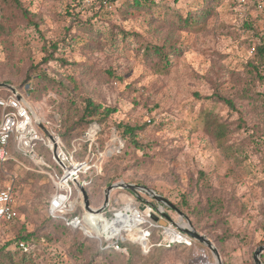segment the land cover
I'll return each mask as SVG.
<instances>
[{"label": "rangeland", "instance_id": "rangeland-1", "mask_svg": "<svg viewBox=\"0 0 264 264\" xmlns=\"http://www.w3.org/2000/svg\"><path fill=\"white\" fill-rule=\"evenodd\" d=\"M131 1L19 0L31 23L17 11L11 22L1 21L0 13L8 32L0 33V83L36 87L26 101L46 127L47 121L57 131L74 125L86 100L100 105L102 115L104 108L114 109L101 122V133L93 124L99 148L88 145L81 159V179L102 177L93 203L102 205L104 190L117 182L145 187L172 203L185 196L195 210L213 203L214 210L200 218L204 229L193 228L212 241L222 264H253V252L264 245V78L252 85L262 102L238 98L247 81L250 49L264 36V14L254 8L264 0H214L201 32L175 27L177 15L195 12L203 0H150L151 14L143 8L126 10ZM146 43L166 48L165 69L163 60L143 54ZM48 55L52 60L45 62ZM258 70L264 75V58ZM214 92L233 100L243 128H237V111L205 99ZM209 118L228 127L226 138L215 141L208 134ZM118 125L140 126L135 133L141 148L132 147ZM85 129L76 128L73 140L88 142ZM73 140L64 147L76 162ZM36 168L0 169V188L12 191L18 212L0 232V246L11 242L6 249L13 264H145L140 246L128 239L121 244L136 252L132 258L102 256L83 229L62 232L44 225L51 189ZM31 172L41 177L32 179ZM122 194L129 192L112 191L111 201ZM166 212L178 223L177 215ZM147 225L140 227L148 228L150 240L162 242V227ZM26 234H32L33 242L31 252L23 255L14 240ZM218 238L224 239L221 244ZM203 247L195 254L181 248L155 250L150 264H215ZM0 263L7 260L0 258Z\"/></svg>", "mask_w": 264, "mask_h": 264}, {"label": "trees", "instance_id": "trees-1", "mask_svg": "<svg viewBox=\"0 0 264 264\" xmlns=\"http://www.w3.org/2000/svg\"><path fill=\"white\" fill-rule=\"evenodd\" d=\"M213 1L214 0H203V4L201 7L197 8V10L195 12L188 13L185 17H181V16L177 15L176 16V17H178L177 22H176L177 26L175 28L178 30H189V31H193V32H201L202 29L204 28L205 22L208 19H210L212 16L213 8H212V6L209 5V3H212ZM259 1H262V0H259ZM259 3H261V4H259ZM259 3L256 4V2H255L254 8H255V11L261 15V14H264V2H259ZM153 5H154V3H152V1H150V0H132L131 4L127 3L125 5V9L126 10H139L140 8H143L146 11H148L149 14H151V12L153 13V11H151V9L153 8ZM258 5H261V7L258 8ZM15 11L20 12V14L24 17V20H26V22L29 21L31 23V20L29 19L30 13L27 12L21 6L19 0H0V13H2L1 14V21H10L11 22L12 21L11 18H12L13 13ZM246 27H250L249 22L246 24ZM253 29H256V28H253ZM6 31H7L6 26L3 24V22H0V33L1 34L8 33ZM121 33H123V31H121ZM124 37H126V35H124ZM54 49H55V46H54ZM250 52H251L252 58H251V61L248 63V66H246V67H249V69H247L248 71H247V75H246L248 82L246 80H243L242 83L244 84V89L240 91L238 100L243 101V100L252 99V100H257V101L262 102V99H261L262 97L259 94H257L256 92L252 91V85L255 84V81L260 82L264 78V75H261L260 71L258 70V66L261 64V62L264 58V36L259 37L257 44L251 47ZM143 54L147 58H150V59H154V57H155V58H157L156 60H158L159 62L163 60L164 64L162 65V68L163 69L166 68V62L168 59V51L166 50V48L164 46L156 45V44H152V43H146L145 46L143 47ZM50 60H52V55H48L44 61L47 62ZM253 74H255V75L253 76ZM3 84L13 85V87L26 100H30V98L32 97V94H35L37 92L36 87H32V85L30 83L14 85V84H10L8 81H6ZM9 97H11V93L8 90L0 89V98L5 99V98H9ZM205 99H211V100L214 99L215 101H217L219 103L225 104L229 109L237 111L239 113V120L237 122V128L239 129V128L244 127V121L241 118V112H240V110L238 111V109L235 107L233 100L225 98L221 94L215 93V92L211 96L206 97ZM100 107H101L100 105H96L92 101L86 100L85 105L83 107V110L81 112V115H80L79 119L74 123V125L69 126L68 128H61V129H59V131L54 130L53 127H51L50 122L47 123V121H46V125L48 127L50 126L49 127L50 129L52 128L51 130H53L55 135L58 136V138L60 139V141L64 147V142L70 143V141L73 140L74 131L78 127H82V126L86 127L85 131L83 132V135H84V133L87 132V130L89 129V127L91 125L96 124L99 127V130H100L99 133H101V128H102L101 122L104 121L106 119V117L109 116L110 114H112L115 110L110 109V108H104V110H102V112H103V115H102L100 113ZM1 116H2V111L0 110V119H1ZM214 118L208 119L209 123H208L207 132L215 141H218L220 139L226 138V136L229 134V132H228V127L225 126L224 123H220ZM117 128L122 129V134H121L122 137L128 138V140L130 141V145H132V147H134L135 149L141 148V146L136 141V133H135V132L141 130L140 126L131 127L128 125H118ZM99 133H97L98 136L100 135ZM73 143H75L73 146H74V150L76 152V155H75L76 163H81V161H82L81 159L84 156V154L86 153V149H87L88 145L90 146V150H92L93 148L94 149L96 148V150H97L99 148L98 144H97V138L94 139L92 141V143H90V144L88 142H81L79 140H73ZM82 148L84 149L83 152H81ZM35 152L38 154L39 153L43 154L44 156H46V159L48 161L53 163V161L51 160V154H50L49 150L43 144L39 143L35 149ZM9 154H10V159H8L7 161H5L3 163L0 162V169L1 170L4 168L10 169L12 167L19 168L20 166H29V167L33 166V164L31 163V161L28 158H26L25 156H22L19 153L13 151L11 149V147L9 148ZM97 154H99V152ZM81 174H82V172H80L78 174V176H79V179L82 180L81 182L84 185V189L87 193V196H88V199L90 202V206L92 208H99L101 206V204L95 205L92 200L98 195V187L97 186L100 185L102 177L94 175L90 179L85 180V179H81V177H80ZM29 175L32 177V179H36V178L41 177L40 175H37L34 172H31ZM203 178H204V175L202 173H200V179H203ZM107 184H108V181H106L105 185H107ZM6 189H9V188H0V190H6ZM50 189L51 190L48 194L47 209H48L50 197L53 193V187H52L51 183H50ZM11 193H12V191H11ZM12 196H13V193H12ZM73 196L75 197L76 194L73 193ZM185 198H186L185 196H182L181 200L177 203H172L170 200H168V201L170 203H172L178 210H180L182 213H184L186 216L189 217L194 228H196L197 230H203L204 227L201 226V224H199L200 218L203 217V215L210 214L214 210V204L211 203L209 205V207L205 210L204 209L195 210L194 208L190 207V205L188 204V202ZM16 211H17V207H16ZM77 213H82V208L78 209V211L75 214H77ZM72 214L74 215V213H72ZM72 214H70V215H72ZM111 214H112V212H110V215ZM44 225H46V226L48 225L50 227L54 226V227L61 228L62 232H64L65 230L67 231L69 228H71V227L66 226L64 221L61 218H54V217H51L50 215H48V218L45 221ZM154 228H156V226ZM71 229L77 230V228H71ZM146 229L148 230V228H146ZM150 237H151V235L149 233V237L147 238L149 247L145 253H143L142 249L138 247L140 252H141L139 254V257L142 259V261L145 264L151 263L152 258H154V254L152 253V251L154 252L155 250H156L155 253H158L161 251L176 250V249L181 248V249L189 250L195 254L198 252V250H201V249L204 250L205 249L201 244H199L195 241H191L190 245H186V244H182V243H172V244L168 245L166 243L161 242L160 238H157V240L155 242H153V240L152 241L150 240ZM90 239L93 240L97 244L98 251L102 256H105V255L106 256L107 255H113L114 256L115 254H121L120 252H117L111 248H107V249L101 248L99 246L100 244H99L98 240H96L95 238H90ZM223 240H224L223 238H218L217 239L218 244H221L223 242ZM32 242H33L32 234L19 235L14 240V244H15L16 249L19 252L23 253V255L29 254L31 252ZM9 243H11V242L5 243L2 246H0V258H1V260H7V264H13L11 257H10L11 253L6 249L9 246ZM21 243L24 244V246L26 247V251H23L21 248H19V244H21ZM120 245L122 246L121 242H120ZM135 253L136 252H134V251L131 252V251L126 249L125 255H129L132 258L135 255ZM0 264H2V263H0ZM225 264H228V263H225Z\"/></svg>", "mask_w": 264, "mask_h": 264}, {"label": "built area", "instance_id": "built-area-1", "mask_svg": "<svg viewBox=\"0 0 264 264\" xmlns=\"http://www.w3.org/2000/svg\"><path fill=\"white\" fill-rule=\"evenodd\" d=\"M260 7L261 5H258V8ZM0 109L2 111L0 119V162L3 163L10 159L9 148L11 147L13 151L28 157L39 171L43 172L44 168L48 171L47 175L53 186V193L50 197L47 209L48 215L54 218H61L66 226L83 229V231L86 232L85 235L99 241L101 248H111L125 254L126 249L120 245L122 240L128 239L138 244V242L144 239L147 243V247L138 245L143 253L148 250L149 244L147 238L149 237V231L146 228H141L140 225L146 223L148 224L147 226L150 227L153 225L159 226L157 222L152 220L154 216L160 219V216L154 210L145 207L144 211H140L138 208H135L136 206L130 204L125 205L121 209L114 210L117 212L113 211L109 216L110 219H106V217L102 215V217H100L102 221L96 226L98 232H92L86 229L83 226L84 221L81 217L70 215V213H73L76 206H80L78 198H72V185L74 181L78 180V174L82 172L81 170L82 167L85 166V163H73L72 156L64 154L61 141L58 136L52 132L55 142L58 145L57 157L61 163L59 165V172L52 170L49 165L44 163L42 157L35 152L39 143L52 151V143L37 128L29 113L27 105L11 94L9 98H0ZM97 131V126H90L83 139L92 142ZM64 160L69 161L71 164H75L74 166L77 167L72 169L69 166H65L63 164ZM124 208L127 209L126 212ZM17 217L18 213L11 191L9 189L0 190V232H3V228L11 224ZM113 223H115L116 227L111 228ZM121 232H125V237L120 236ZM172 232V228H170V231H166L162 228L163 243L168 245L172 243L190 245L192 240L186 238L177 231H174V234ZM130 233L136 234L138 237L136 241L131 239ZM166 237L169 239L167 240ZM19 248L26 251V247L22 243L19 244Z\"/></svg>", "mask_w": 264, "mask_h": 264}, {"label": "water", "instance_id": "water-1", "mask_svg": "<svg viewBox=\"0 0 264 264\" xmlns=\"http://www.w3.org/2000/svg\"><path fill=\"white\" fill-rule=\"evenodd\" d=\"M0 88H4L8 90L13 96H15L17 99L21 100L27 105L29 113L34 123L36 124L37 128L52 143L53 158L57 162V164L60 165L61 163L59 161V158L57 157L58 145L55 142V138L52 132L44 125V123L40 119H38V117L36 118L34 116L35 113L33 112L31 106L26 102V100L18 93V91L13 86L7 85V84H0ZM63 164L65 166H69L72 169H75L77 167V166H73V164H71L67 160H64ZM74 184L81 193V198L83 201V208L87 214H91L92 216L102 217L103 213H105V211L110 206L111 192L114 190H118V189L125 190L129 192L135 198V200H137L140 203V206L138 207L140 211H144V208L146 207L148 209L154 210L160 216V219L154 216L152 220L154 222H157L158 225L161 226L164 230L170 231V228H172L173 234L175 233L174 231H177L178 233L184 235L186 238L205 246L211 253L215 264H222V260L219 255V252L214 246V244L212 243V241L209 240L206 236L197 232L193 228L190 220L182 212H180L172 203H170L164 197L156 194L154 191L149 190L142 186H138V185L127 184L124 182H117V183L109 185L104 190V197H103L102 205L99 208L94 209L90 206V202H89V199H88V196L84 189L83 184L80 183L78 180L74 181ZM139 194L144 195L146 199L141 198ZM166 209L169 212H172L175 215H177L176 221H178V223H176L173 220V218H171V216L166 212L167 211ZM124 211L126 212L127 209L124 208ZM179 222H182L183 224H180ZM138 244L140 246L147 247V243L144 239L138 242ZM262 254H264V245L259 246L253 252V255H252L253 264H263L261 261Z\"/></svg>", "mask_w": 264, "mask_h": 264}, {"label": "crops", "instance_id": "crops-1", "mask_svg": "<svg viewBox=\"0 0 264 264\" xmlns=\"http://www.w3.org/2000/svg\"><path fill=\"white\" fill-rule=\"evenodd\" d=\"M48 128V127H47ZM52 132V131H51ZM48 149V148H47ZM49 150V149H48ZM49 152H50V154H51V160L53 161V163L52 162H50V161H48L47 159H46V156H44L43 154H38L37 153V155H39V156H41L42 157V159H43V161H44V163L45 164H47V165H49L50 167H51V169L52 170H54V171H57V172H59L60 171V168H59V165L57 164V162L54 160V158H53V155H52V151L51 150H49ZM63 152H64V154H66V155H70V154H67L66 153V151H65V147H63ZM72 156V162L73 163H75V164H78V163H76V162H74V159H73V155H71ZM26 158H28V157H26ZM29 159V158H28ZM30 160V159H29ZM32 163V162H31ZM33 164V163H32ZM55 164V165H54ZM23 168H25L26 169V166H22ZM33 167L34 168H36L35 167V165L33 164ZM37 169V168H36ZM41 172V171H40ZM47 170H45V168L43 169V172H41V174H43L46 178H47V180L49 181V183H51V185H52V182H51V180H50V178H49V176L47 175ZM78 181L80 182V183H82L81 182V180L78 178ZM83 184V183H82ZM84 186V185H83ZM53 187V186H52ZM73 193H75L76 194V196L74 197L73 196ZM72 198L73 199H76V198H78V202L80 203V206H76L75 208H74V211H73V213H74V215L72 214V213H70V214H72L71 216H79V217H81L82 219H83V221H84V224H83V226L85 227V228H87V229H89V230H91L92 232H96L97 231V228H96V226H97V224L99 223V222H101L102 220H101V218L99 217V216H93V218L91 217V218H85V216H86V212H85V210H84V208H83V201H82V198H81V193H80V191L78 190V188L75 186V184H73L72 185ZM111 198V197H110ZM145 199V198H144ZM112 202H114V203H112ZM120 202H122L123 204H125V205H133V206H136L135 208H138L137 206H140V203L137 201V200H135V198L129 193V194H122V195H120V198L119 199H115L114 201H111V199H110V204H112V205H110V207H108V209L110 208L111 210H112V212L114 211V210H117L119 207H121V206H119L118 204H120ZM137 203L136 205L134 204V203ZM117 205L119 206V207H117ZM112 206V207H111ZM123 206V205H122ZM80 208H82V213H77V214H75L77 211H78V209H80ZM94 209H96V208H94ZM108 209L106 210V211H108ZM106 211H105V213H103V217H106ZM88 224H89V226H88ZM98 232V231H97Z\"/></svg>", "mask_w": 264, "mask_h": 264}, {"label": "bare ground", "instance_id": "bare-ground-1", "mask_svg": "<svg viewBox=\"0 0 264 264\" xmlns=\"http://www.w3.org/2000/svg\"><path fill=\"white\" fill-rule=\"evenodd\" d=\"M34 116L37 118V116H36V114H34ZM74 166V165H73ZM93 218V216L91 215V214H86V216H85V218ZM180 224H183L182 222H179ZM88 226H89V224H88ZM114 227H116V225H115V223H113L112 225H111V228H114ZM87 229V228H86ZM86 231H88V230H86ZM86 233V232H85ZM131 234V233H130ZM132 236H135V237H137L136 235H134V233H132ZM170 237V236H169Z\"/></svg>", "mask_w": 264, "mask_h": 264}]
</instances>
